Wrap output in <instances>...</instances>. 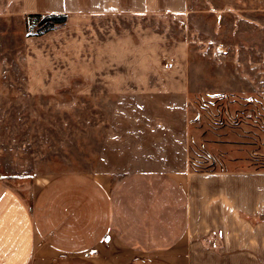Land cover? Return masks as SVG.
I'll return each mask as SVG.
<instances>
[{
    "label": "rangeland",
    "instance_id": "1",
    "mask_svg": "<svg viewBox=\"0 0 264 264\" xmlns=\"http://www.w3.org/2000/svg\"><path fill=\"white\" fill-rule=\"evenodd\" d=\"M188 1L0 33V180L25 196L35 176L107 159L264 170V0Z\"/></svg>",
    "mask_w": 264,
    "mask_h": 264
},
{
    "label": "crops",
    "instance_id": "2",
    "mask_svg": "<svg viewBox=\"0 0 264 264\" xmlns=\"http://www.w3.org/2000/svg\"><path fill=\"white\" fill-rule=\"evenodd\" d=\"M188 5L0 0V33L24 38L31 14L170 16ZM164 161L107 159L86 172L35 176L25 196L0 180V264H264V170H195L188 162L177 169Z\"/></svg>",
    "mask_w": 264,
    "mask_h": 264
},
{
    "label": "built area",
    "instance_id": "3",
    "mask_svg": "<svg viewBox=\"0 0 264 264\" xmlns=\"http://www.w3.org/2000/svg\"><path fill=\"white\" fill-rule=\"evenodd\" d=\"M48 21L45 20V15L29 16L27 30L30 34H38L47 28Z\"/></svg>",
    "mask_w": 264,
    "mask_h": 264
},
{
    "label": "trees",
    "instance_id": "4",
    "mask_svg": "<svg viewBox=\"0 0 264 264\" xmlns=\"http://www.w3.org/2000/svg\"><path fill=\"white\" fill-rule=\"evenodd\" d=\"M32 15H40V14H31ZM66 19L65 14H49L45 16V20L48 21L47 27H52L55 24L62 23Z\"/></svg>",
    "mask_w": 264,
    "mask_h": 264
}]
</instances>
